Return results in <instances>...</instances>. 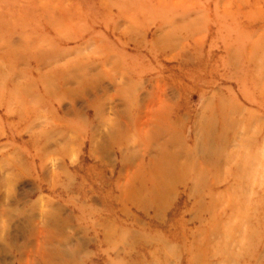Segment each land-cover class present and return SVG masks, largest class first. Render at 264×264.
Returning <instances> with one entry per match:
<instances>
[{
    "label": "rangeland",
    "instance_id": "obj_1",
    "mask_svg": "<svg viewBox=\"0 0 264 264\" xmlns=\"http://www.w3.org/2000/svg\"><path fill=\"white\" fill-rule=\"evenodd\" d=\"M45 260L264 264V0H0V264Z\"/></svg>",
    "mask_w": 264,
    "mask_h": 264
},
{
    "label": "bare ground",
    "instance_id": "obj_2",
    "mask_svg": "<svg viewBox=\"0 0 264 264\" xmlns=\"http://www.w3.org/2000/svg\"><path fill=\"white\" fill-rule=\"evenodd\" d=\"M40 249H41V248H40ZM43 262H45V264H52L51 261H48V260H45V261H43Z\"/></svg>",
    "mask_w": 264,
    "mask_h": 264
}]
</instances>
